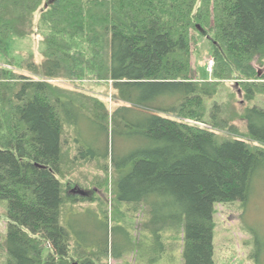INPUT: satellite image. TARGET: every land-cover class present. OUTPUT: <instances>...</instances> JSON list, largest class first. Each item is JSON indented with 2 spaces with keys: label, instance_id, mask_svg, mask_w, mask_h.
<instances>
[{
  "label": "trees",
  "instance_id": "16d2710c",
  "mask_svg": "<svg viewBox=\"0 0 264 264\" xmlns=\"http://www.w3.org/2000/svg\"><path fill=\"white\" fill-rule=\"evenodd\" d=\"M35 32L40 63L19 49ZM202 38L214 60L205 80L193 69ZM59 79L109 81L123 106L111 114L99 98L51 83ZM236 79L242 113L214 100ZM260 85L264 0H0L2 264H110L139 252L140 242L119 250L109 236L87 246L66 224L67 205L86 201L62 181L83 164L65 144L74 115L108 141L112 131L144 144L121 163L113 158V175L105 167L94 184L141 207L155 261L171 234L182 264H215V206L244 205L264 170V107L253 102ZM254 258L261 264L257 250Z\"/></svg>",
  "mask_w": 264,
  "mask_h": 264
},
{
  "label": "rangeland",
  "instance_id": "374dc122",
  "mask_svg": "<svg viewBox=\"0 0 264 264\" xmlns=\"http://www.w3.org/2000/svg\"><path fill=\"white\" fill-rule=\"evenodd\" d=\"M26 53L33 52L37 63L42 62V36L35 32L20 45ZM213 60L212 44L207 38H202L193 57V69L197 71L201 79H208L210 73L209 63ZM214 61V60H213ZM240 80L227 81L214 100H221L230 104L229 111L242 113L248 103L244 101V93ZM65 89H76L87 95L95 96L106 103L108 110L113 114L123 103L116 97L112 83L109 81L83 80L69 82L59 79L51 82ZM264 85H260L262 88ZM213 101L208 103V106ZM254 104L264 107V88L256 94ZM211 107V106H210ZM74 123L69 128V139L66 148L72 151L83 164L77 165L68 175L66 184L71 183L69 194L86 201L69 203L65 209L66 224L72 228L76 238L83 244H94L96 247L104 243L108 236L111 243H115L119 250L126 249L130 242H140L139 252L128 251L120 261L111 260L110 264H182L180 257L181 241L177 243L165 237L167 252H163L159 261H155L154 245L150 244L147 234L142 230L145 214L141 207L134 210L135 205L117 200L113 194V188L98 189L94 182L101 177L105 167H109L110 175L113 171V158L118 163L129 157L135 150L141 148L133 136L125 139L116 136L113 139L112 131L110 140L106 137V131L88 122L86 119L73 116ZM234 125L240 130V137L246 138V122L237 119ZM223 137H231L222 134ZM71 181V182H70ZM88 181V183H87ZM80 183L81 187H75ZM253 192L248 202L244 205L240 202L233 204H218L215 206L216 232H215V264H255L254 254L259 253L258 260L264 264V170H260L253 179ZM78 188V189H76ZM76 190V191H75ZM104 213H107L108 219ZM123 215V216H122ZM7 202H0V242L4 241L7 234ZM130 240V241H129ZM92 246V245H91ZM90 246V247H91ZM147 247V248H146ZM152 247V249H151ZM149 248V249H148ZM258 248V249H256ZM151 250V251H149ZM4 260V254L0 249V264Z\"/></svg>",
  "mask_w": 264,
  "mask_h": 264
},
{
  "label": "built area",
  "instance_id": "2783aa9c",
  "mask_svg": "<svg viewBox=\"0 0 264 264\" xmlns=\"http://www.w3.org/2000/svg\"><path fill=\"white\" fill-rule=\"evenodd\" d=\"M213 66H214V61L211 60V62L209 63V67L213 68ZM211 72H212V69H210V73H211Z\"/></svg>",
  "mask_w": 264,
  "mask_h": 264
}]
</instances>
